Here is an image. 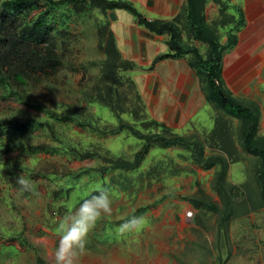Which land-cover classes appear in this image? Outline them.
I'll use <instances>...</instances> for the list:
<instances>
[{"label":"rangeland","instance_id":"374dc122","mask_svg":"<svg viewBox=\"0 0 264 264\" xmlns=\"http://www.w3.org/2000/svg\"><path fill=\"white\" fill-rule=\"evenodd\" d=\"M92 1L51 0L48 9L42 0L12 8L9 26L0 24L9 34L29 25L37 41L19 38L41 52L50 43L58 60L26 71L14 56L0 71V122L18 124L0 125V264H53L58 219L98 188L119 195L76 264H264V156L255 150H264V85L242 95L221 84L252 118L222 108L210 91L189 126L149 119L132 66L114 51L110 17ZM206 17L210 47L231 34L216 30L230 17ZM182 31L195 60V37ZM205 50L199 58L212 64ZM133 216L150 227L117 239L116 226Z\"/></svg>","mask_w":264,"mask_h":264},{"label":"crops","instance_id":"0c3cea01","mask_svg":"<svg viewBox=\"0 0 264 264\" xmlns=\"http://www.w3.org/2000/svg\"><path fill=\"white\" fill-rule=\"evenodd\" d=\"M114 3L127 4L135 13L112 8L110 4ZM90 5L103 9L108 17L114 14L108 24L114 51L119 59L132 66L138 95L149 119L161 121L167 127L182 128L209 106L208 71L199 58L202 48L212 47V43L208 46V35L213 29L207 28L209 14L230 17L226 24L224 20L217 21L219 28H215L231 31L216 44L220 85L239 90L242 95L249 89L259 94L258 88L264 85V0H211L210 3L198 0L193 5L189 0H94ZM179 17L182 22L177 20ZM141 19L157 27L172 24L179 40L174 46L183 50L172 47L171 33L150 30ZM182 30L190 38L191 34L195 37L197 46L188 48H194L190 52L196 55L195 60L185 52ZM250 84H254L253 88Z\"/></svg>","mask_w":264,"mask_h":264},{"label":"trees","instance_id":"16d2710c","mask_svg":"<svg viewBox=\"0 0 264 264\" xmlns=\"http://www.w3.org/2000/svg\"><path fill=\"white\" fill-rule=\"evenodd\" d=\"M40 1L42 0H0V22H3L0 24L9 26L8 24L10 23H8L6 17H7L8 11L11 10L12 8L21 7V8L29 9L31 7H36ZM189 1L191 5L194 4L193 1L191 0ZM53 4H55V2H51V0H47L46 6L49 7L48 9H50L51 5ZM110 6L112 8H116V7L125 8L135 13V10L132 9L127 4L114 3V4H110ZM49 11L50 10H45V15H48ZM141 20L145 24V26L148 27L150 30H154L157 32H162V30H165L171 33L170 44L173 45L172 47L176 49L177 51L183 50L178 45L174 46L175 44L174 42H176L177 37L174 35V31L176 28L172 24L171 26L168 23L161 24L160 26L157 27L151 21L143 20V19ZM44 21H45V18H43L42 16L37 19L36 25L42 24L44 23ZM172 26L174 27V29ZM28 31L33 33V30L29 27V25H28ZM30 32H22V29L21 30L15 29L14 33L12 32V34H9L4 31L3 26L0 27V71L5 65H9L10 63H12V59L14 56L19 58V65L24 64L26 71H35L36 69H38L39 71H46L48 68L53 69L56 66L58 60H57V55L54 52L53 46L50 43H47L44 46L45 51L41 52V49L37 45L34 46L32 45V43H30L32 41H37L35 34L34 33L32 34ZM17 33L19 34V36L17 37L18 40L14 39V35H16ZM19 37H21L22 39L26 38L27 40H31V41L24 42V40H22ZM108 49H109V52H108ZM111 50L112 48L111 49L105 48L104 53L108 54L111 52ZM190 50H192V48L189 49V51ZM211 51H212V57H211L212 64H208L203 59H201L200 61H201V65L208 71V83L211 88V91H213L214 93L213 98L216 97V99L220 103V106H222V108L228 109L229 112H231L232 114L237 115V116H244V117L252 118V114L249 110L241 107L240 104H236L232 99L224 95L222 86L220 85L219 80H218L217 67H218V61H219V54H218L219 52H218V47L215 42H212ZM3 124L4 125L5 124L18 125L7 119L0 122V125H3ZM250 129L252 128L250 127ZM249 134L250 133L248 132V134L246 135V139H248ZM255 150L259 151L264 156V150H258V149H255ZM262 167L264 168V157L262 161ZM262 194H263V201H264V171H263Z\"/></svg>","mask_w":264,"mask_h":264},{"label":"clouds","instance_id":"9594fccd","mask_svg":"<svg viewBox=\"0 0 264 264\" xmlns=\"http://www.w3.org/2000/svg\"><path fill=\"white\" fill-rule=\"evenodd\" d=\"M17 183L21 190L29 189L30 182L22 176L17 179ZM96 192L78 202H69L65 214L58 219L55 226L58 244L52 254L53 264H76L79 254L85 248L88 233L103 216L111 215L112 197H118L119 194L106 188H98ZM148 227L150 221L147 216H133L116 226L114 231L116 238L121 239L129 234L138 236Z\"/></svg>","mask_w":264,"mask_h":264},{"label":"water","instance_id":"95a60500","mask_svg":"<svg viewBox=\"0 0 264 264\" xmlns=\"http://www.w3.org/2000/svg\"><path fill=\"white\" fill-rule=\"evenodd\" d=\"M110 17H111L112 19H114L115 16H114V14L112 13Z\"/></svg>","mask_w":264,"mask_h":264}]
</instances>
